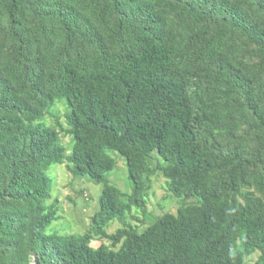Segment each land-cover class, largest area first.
<instances>
[{
	"label": "trees",
	"instance_id": "trees-1",
	"mask_svg": "<svg viewBox=\"0 0 264 264\" xmlns=\"http://www.w3.org/2000/svg\"><path fill=\"white\" fill-rule=\"evenodd\" d=\"M167 20L179 42L165 40ZM238 45L254 59L253 84L225 57ZM191 59L215 62L225 97L256 132L249 151L219 149ZM263 77L264 0H0V264H243L254 252L264 264V207L225 201L247 177L264 194ZM54 100L67 109V157L38 123ZM109 152L125 161V202L104 185L87 234H47L56 220L47 167L66 161L101 185ZM152 153L170 194L198 204L138 235L125 216L144 211ZM112 221L122 228L107 236ZM93 238L120 248L92 249Z\"/></svg>",
	"mask_w": 264,
	"mask_h": 264
},
{
	"label": "rangeland",
	"instance_id": "rangeland-1",
	"mask_svg": "<svg viewBox=\"0 0 264 264\" xmlns=\"http://www.w3.org/2000/svg\"><path fill=\"white\" fill-rule=\"evenodd\" d=\"M164 33L166 41L179 42L180 29L175 22L167 20ZM57 34L58 31H56V36ZM237 47H239V51L235 55H225V57L240 77L248 79L253 84L254 80L258 78L254 69V59L244 52L242 47L239 45ZM189 65L202 76L204 75L200 82V90L204 104L207 105L206 111L218 119V126L214 130L211 129V133L219 145V149L223 152L230 148L241 152L252 149L256 133L254 127L244 122L243 108L236 102L231 101L233 103H230V100L228 101L225 97L223 78L215 69V62L191 59ZM262 79L264 80V77ZM219 91L222 94H219ZM214 94L215 99L212 98ZM66 115L67 109L64 103L54 100L38 121L39 124L56 133L57 145L63 150L65 157L69 155L72 146L65 120ZM107 155L114 162V168L105 176V182L101 185H95L87 178L74 176L71 173V166L66 161L47 167L45 175L49 180L50 188L45 204L49 205L53 200L56 201V220L46 229L47 234L55 233L61 236L87 234L89 220L98 211L97 200L104 185L115 188L119 192L121 201L125 202L131 191L125 161L115 153L109 152ZM147 163L148 173L143 177L145 185L144 211L131 209L125 216V224L138 235L162 216H175L179 209L198 204L195 199L174 198L170 194L167 189L168 181L160 170V168H165V165L159 160L156 153L149 156ZM211 179L214 182L215 175H211ZM245 183L239 187L236 194L226 197V203L230 207L240 209L254 208L257 205L264 207V194L255 189L251 177H247ZM121 228L122 226L118 222L112 221L104 229V232L109 236ZM89 247L92 249L103 247L116 252L120 248V243L112 246L105 239L93 238ZM258 259L259 254L254 252L243 258V264H256ZM29 264H32V258H30Z\"/></svg>",
	"mask_w": 264,
	"mask_h": 264
}]
</instances>
